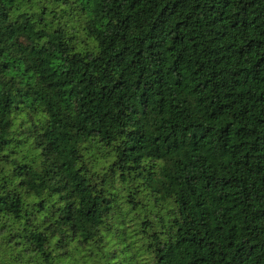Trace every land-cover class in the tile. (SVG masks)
Instances as JSON below:
<instances>
[{
  "label": "trees",
  "instance_id": "1",
  "mask_svg": "<svg viewBox=\"0 0 264 264\" xmlns=\"http://www.w3.org/2000/svg\"><path fill=\"white\" fill-rule=\"evenodd\" d=\"M134 232L264 264V0H0V264H129Z\"/></svg>",
  "mask_w": 264,
  "mask_h": 264
},
{
  "label": "rangeland",
  "instance_id": "2",
  "mask_svg": "<svg viewBox=\"0 0 264 264\" xmlns=\"http://www.w3.org/2000/svg\"><path fill=\"white\" fill-rule=\"evenodd\" d=\"M59 10H60V8H59ZM77 19L78 18L72 19L71 17H69V18L64 19L62 23L67 24L70 28L74 27L76 29L78 27V22H76ZM78 35L80 37H82V35L80 33ZM16 144L18 145V144H20V142H18ZM16 150L18 151L20 157L25 155V156H27V158L31 159L32 152L29 151L28 147H20V148L16 147ZM14 153H17V152H14ZM96 154L97 155H93L91 157V160L93 162V164H91V168L93 171H100L99 167H103L104 164L107 162H105L106 158L104 157L103 153L96 152ZM125 194H126V192H123V194H122V195H124L123 198H125ZM123 202H124V199H123ZM156 210L157 209L153 208L152 202L144 200L143 209L139 210L140 216H138V217L140 220H139L138 224L136 222L132 223L133 224L132 229L136 232L141 231V226H140L141 222L140 221L145 218V213L146 212H148V213L157 212ZM148 216H151V214H148ZM136 232L133 233L131 239L133 241V245L137 246V253H136L134 259L129 260V264H149L148 259H149L150 255H148V253L145 252V246H143V243L140 242V240H142L141 236L137 235ZM138 237H139V240H138ZM1 261L5 262L6 257L0 258V263H1ZM7 261H8V259H7ZM81 264H103V257L100 254H98V256L95 258L89 259L86 257V258L82 259Z\"/></svg>",
  "mask_w": 264,
  "mask_h": 264
}]
</instances>
